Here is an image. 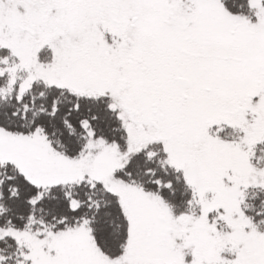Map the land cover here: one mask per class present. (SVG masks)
Returning <instances> with one entry per match:
<instances>
[{
	"label": "snow or ice",
	"instance_id": "1",
	"mask_svg": "<svg viewBox=\"0 0 264 264\" xmlns=\"http://www.w3.org/2000/svg\"><path fill=\"white\" fill-rule=\"evenodd\" d=\"M0 264H264V0H0Z\"/></svg>",
	"mask_w": 264,
	"mask_h": 264
}]
</instances>
